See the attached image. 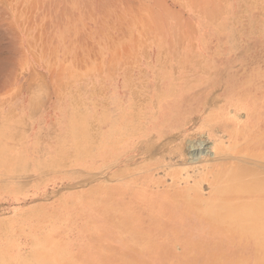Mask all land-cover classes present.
<instances>
[{
	"label": "rangeland",
	"instance_id": "obj_1",
	"mask_svg": "<svg viewBox=\"0 0 264 264\" xmlns=\"http://www.w3.org/2000/svg\"><path fill=\"white\" fill-rule=\"evenodd\" d=\"M0 264H264V0H0Z\"/></svg>",
	"mask_w": 264,
	"mask_h": 264
}]
</instances>
